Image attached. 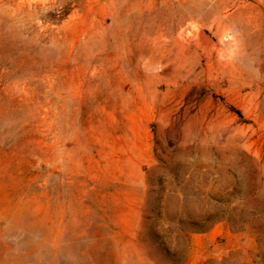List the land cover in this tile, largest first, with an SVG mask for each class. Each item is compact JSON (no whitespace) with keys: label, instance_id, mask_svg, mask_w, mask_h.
<instances>
[{"label":"rangeland","instance_id":"obj_1","mask_svg":"<svg viewBox=\"0 0 264 264\" xmlns=\"http://www.w3.org/2000/svg\"><path fill=\"white\" fill-rule=\"evenodd\" d=\"M160 1L0 0V264H264V0Z\"/></svg>","mask_w":264,"mask_h":264},{"label":"bare ground","instance_id":"obj_2","mask_svg":"<svg viewBox=\"0 0 264 264\" xmlns=\"http://www.w3.org/2000/svg\"><path fill=\"white\" fill-rule=\"evenodd\" d=\"M156 1L158 0H124V4L123 7L125 8V15H126V21H130L129 19L134 18L137 13L140 15L141 14V8L145 5L148 7H151L152 4L156 3ZM238 1V0H237ZM259 1V0H258ZM162 4H166V18L164 20V24L167 28V31H180L178 33H176L175 38L176 40L181 39L183 37L182 34L183 31L185 32V27L186 28H193L195 31H198L200 34V45H205L206 47L215 49L216 46V42H214V39H212L210 36H208L206 34L205 29L206 27L210 28V27H217L220 24L221 20L223 17H225V14L227 12V8L229 7V2L228 0H161L160 1ZM231 2V1H230ZM236 2V1H235ZM239 2V1H238ZM261 2V1H260ZM241 4V3H240ZM261 4V3H260ZM155 5V4H154ZM153 5V6H154ZM236 5V4H235ZM244 5V4H243ZM249 5V4H248ZM258 5V4H257ZM239 6V4H238ZM162 7V6H161ZM233 7V6H232ZM235 7V6H234ZM240 7V6H239ZM237 7V8H239ZM247 7V6H246ZM253 7V6H252ZM255 7V6H254ZM258 7V6H257ZM153 8V7H152ZM249 8V7H248ZM259 8V7H258ZM120 9V8H119ZM145 9V8H144ZM243 10V8H241ZM256 9V8H255ZM253 10V8H252ZM238 11V10H236ZM234 11V12H236ZM256 11V10H255ZM254 11V12H255ZM120 12V11H119ZM123 12V11H122ZM137 12V13H136ZM252 12V11H251ZM261 12V11H260ZM133 13H136L135 15ZM248 13V12H246ZM258 13V12H257ZM122 14V13H121ZM241 14V13H240ZM252 14L248 15L251 16ZM261 15V13H260ZM231 16V15H229ZM244 16V15H243ZM262 16V15H261ZM263 16H264V12H263ZM256 17V16H255ZM254 17V18H255ZM240 15H236L234 17V21L237 20L239 21L240 19ZM264 18V17H263ZM227 19V18H226ZM243 20V19H242ZM251 20V19H250ZM255 20V19H254ZM257 20V19H256ZM232 21V18H231ZM233 21V23H234ZM263 21V20H262ZM247 22V21H246ZM245 22V23H246ZM253 22V21H252ZM261 22V21H260ZM223 23V21H222ZM251 24V22H249ZM259 23V22H258ZM243 24V23H242ZM247 24V23H246ZM15 25V24H14ZM241 25V24H240ZM258 25V24H257ZM256 25V26H257ZM235 26V25H234ZM239 26V25H238ZM247 26V25H246ZM250 26V25H248ZM259 26V25H258ZM257 26V27H258ZM1 27V26H0ZM221 27V26H220ZM245 27V26H244ZM243 27V29H244ZM253 27V26H252ZM248 28V27H247ZM246 28V31L248 30ZM254 28V27H253ZM256 28V27H255ZM263 28V27H262ZM258 29V28H256ZM261 29V28H260ZM11 30V29H10ZM220 30V29H219ZM250 30V28H249ZM252 31V30H251ZM262 31V30H261ZM2 32V31H1ZM242 32V31H241ZM12 33V32H11ZM10 33V34H11ZM255 33V32H254ZM6 33H4L5 36ZM19 34V32H18ZM261 34V33H260ZM263 34V33H262ZM7 35V34H6ZM185 35V34H184ZM258 35V32H257ZM232 36V35H231ZM236 36V35H235ZM242 36V35H241ZM249 36V35H248ZM246 36V37H248ZM252 37H254L252 34L250 35ZM261 36V35H260ZM218 37V36H217ZM228 37V36H227ZM251 37V38H252ZM257 37V36H256ZM259 37V36H258ZM185 38V37H184ZM183 38V39H184ZM239 38V37H238ZM245 38V37H244ZM3 39V38H2ZM7 39V38H6ZM5 39V40H6ZM182 39V40H183ZM216 39V38H215ZM229 39V38H228ZM255 39V38H254ZM175 40V41H176ZM234 40V39H233ZM260 40V39H259ZM3 41V40H2ZM179 41V40H178ZM177 41V42H178ZM220 41V40H219ZM254 42V40H252ZM261 41V40H260ZM1 42V41H0ZM19 42V41H18ZM248 42V41H247ZM5 43V42H4ZM246 43V42H245ZM252 43V42H251ZM6 44V43H5ZM239 44V43H238ZM243 44V43H242ZM249 44V43H247ZM4 45V44H3ZM18 45V44H17ZM245 45V44H243ZM254 44H252L253 46ZM2 46V45H1ZM241 46V45H240ZM246 46V45H245ZM257 46V45H256ZM255 46V47H256ZM6 47V46H5ZM176 47V46H175ZM183 47V46H182ZM219 47V46H218ZM222 47V46H221ZM226 47V46H225ZM244 47V46H243ZM4 48V47H3ZM2 48V49H3ZM180 48V47H179ZM178 48V49H179ZM227 48V47H226ZM228 48L230 49L229 45ZM240 48V47H239ZM264 48V47H263ZM238 49V48H237ZM242 49V48H241ZM240 49V50H241ZM258 49V48H257ZM217 50V49H216ZM215 50V51H216ZM231 50V49H230ZM229 50V51H230ZM256 50V49H255ZM28 51V50H27ZM186 51V50H185ZM29 52V51H28ZM183 52V51H182ZM246 52V51H245ZM254 52V51H252ZM250 52V54L252 53ZM259 52V50H258ZM264 52V51H262ZM187 53V52H185ZM215 53V52H214ZM249 53V52H247ZM255 53V52H254ZM30 54V53H29ZM221 53L218 52V55H220ZM232 54V53H231ZM222 55V54H221ZM233 55V54H232ZM247 55V54H246ZM258 55V53H257ZM176 56V55H175ZM185 56V54H184ZM227 56V55H226ZM225 56V57H226ZM248 56V55H247ZM256 56V55H255ZM29 57V56H28ZM33 57V56H32ZM196 57V55H195ZM212 57V56H211ZM224 57V58H225ZM235 55L233 56V60H234ZM201 58V56H200ZM214 58V57H213ZM211 58V59H213ZM220 58V57H219ZM232 58V57H231ZM236 58V57H235ZM27 59V58H26ZM227 59V58H226ZM252 59V58H251ZM256 59V58H255ZM261 59V58H260ZM25 61V60H24ZM236 61V59H235ZM258 61V60H257ZM215 62V61H214ZM217 62V61H216ZM237 62V61H236ZM200 63V62H199ZM233 64V62H232ZM236 64V63H235ZM209 65V64H208ZM231 65V63H230ZM237 65V64H236ZM225 66V65H224ZM223 67V66H222ZM226 67V66H225ZM224 67V69H225ZM230 67V66H229ZM242 67V66H240ZM208 68V67H207ZM213 68V67H212ZM221 68V67H220ZM205 69V68H204ZM217 69V68H216ZM227 69V68H226ZM225 69V70H226ZM232 70V66L231 68H229ZM240 69V68H239ZM238 69V70H239ZM243 69V68H242ZM231 70H229L231 72ZM201 71V70H200ZM219 71V70H218ZM217 71V72H218ZM223 71V70H222ZM227 71V70H226ZM202 72V71H201ZM216 72V73H217ZM237 72V71H235ZM251 72V70H250ZM213 73V72H211ZM221 73V72H220ZM234 73V70H233ZM194 74V73H193ZM198 74V73H197ZM204 74V73H203ZM208 74V73H207ZM215 74V73H214ZM218 74V73H217ZM224 74V73H223ZM237 74V73H236ZM243 74V73H242ZM249 74V73H248ZM192 75V74H190ZM202 75V74H201ZM198 74V76H201ZM230 75V74H228ZM233 75V74H232ZM254 75V74H253ZM256 75V74H255ZM254 75V76H255ZM234 76V75H233ZM238 76V75H237ZM213 77V76H212ZM222 77V76H221ZM224 77V76H223ZM229 77V76H228ZM225 79V78H224ZM229 79V78H227ZM232 79V78H231ZM230 79V80H231ZM255 79V78H254ZM257 79V78H256ZM237 80V79H236ZM239 80V79H238ZM243 81V79H241ZM241 81V82H242ZM233 82V81H232ZM251 82V81H250ZM230 83V82H229ZM238 83V82H236ZM234 83V84H236ZM240 83V81H239ZM247 83V82H246ZM241 84V83H240ZM244 84V83H243ZM251 84V83H250ZM253 85V84H252ZM251 86V85H250ZM255 86V84H254ZM260 86V85H259ZM253 87V86H252ZM241 87L239 86V89ZM259 88V87H258ZM234 89V88H233ZM244 89V88H243ZM251 89V88H250ZM261 94V93H260ZM254 95V94H253ZM254 97V96H253ZM260 104V103H259ZM260 106V105H258Z\"/></svg>","mask_w":264,"mask_h":264}]
</instances>
